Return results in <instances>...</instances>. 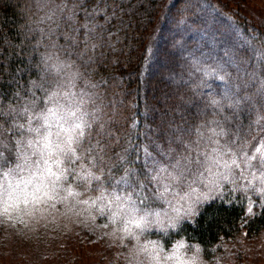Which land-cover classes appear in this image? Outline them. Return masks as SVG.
Returning <instances> with one entry per match:
<instances>
[{
	"label": "trees",
	"instance_id": "obj_1",
	"mask_svg": "<svg viewBox=\"0 0 264 264\" xmlns=\"http://www.w3.org/2000/svg\"><path fill=\"white\" fill-rule=\"evenodd\" d=\"M234 3L0 0V120L10 130L5 119L13 109L42 102L56 75L74 74L92 96L94 113L77 163L102 174L90 186H77L87 194L109 193L148 182L146 149L201 123L198 95L209 92L212 102L204 106L211 111L225 109L210 96H221L223 84L204 80L207 68L226 76L222 92L227 89L230 98L248 109L264 106V22H254ZM124 175L130 181L115 185ZM248 203L247 196L226 191L194 221L159 238L165 247L180 239L197 244L210 260L221 241L262 234L264 205L249 218ZM73 251L68 262L82 264L87 256L80 247Z\"/></svg>",
	"mask_w": 264,
	"mask_h": 264
},
{
	"label": "rangeland",
	"instance_id": "obj_2",
	"mask_svg": "<svg viewBox=\"0 0 264 264\" xmlns=\"http://www.w3.org/2000/svg\"><path fill=\"white\" fill-rule=\"evenodd\" d=\"M232 2L254 22H264V0H246L244 7ZM205 73L204 80L223 84L224 91V74L210 68ZM76 78L56 75L42 102H25L9 113L10 130L0 120L1 262L73 264L68 261L80 247L87 256L82 264H264V231L221 241L210 260L197 244L180 239L165 247L158 235L194 221L226 191L247 196L249 218L260 212L264 159L256 148L264 144V106L248 109L225 89L221 96L210 92L225 108L211 111L204 106L212 102L209 92L202 93L196 98L203 100L201 123L146 149L148 182L87 194L77 184L90 186L102 174L77 163L94 113L92 96ZM129 181L124 175L115 185Z\"/></svg>",
	"mask_w": 264,
	"mask_h": 264
},
{
	"label": "snow or ice",
	"instance_id": "obj_3",
	"mask_svg": "<svg viewBox=\"0 0 264 264\" xmlns=\"http://www.w3.org/2000/svg\"><path fill=\"white\" fill-rule=\"evenodd\" d=\"M70 139H71V138H70ZM258 143H259V141H258ZM62 146H63V145H62ZM68 149H69L70 151H75V149H72V148H71V145H68ZM256 151H257L258 153H260L261 158L264 159V144H260V147H259V148H256Z\"/></svg>",
	"mask_w": 264,
	"mask_h": 264
},
{
	"label": "clouds",
	"instance_id": "obj_4",
	"mask_svg": "<svg viewBox=\"0 0 264 264\" xmlns=\"http://www.w3.org/2000/svg\"><path fill=\"white\" fill-rule=\"evenodd\" d=\"M9 177H10V172L9 173H6L5 174V177H4V181H5V184L7 185L8 182H9Z\"/></svg>",
	"mask_w": 264,
	"mask_h": 264
}]
</instances>
